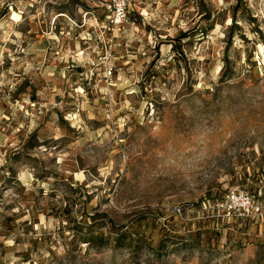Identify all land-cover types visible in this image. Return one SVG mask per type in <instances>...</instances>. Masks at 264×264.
Masks as SVG:
<instances>
[{"label": "rangeland", "instance_id": "1", "mask_svg": "<svg viewBox=\"0 0 264 264\" xmlns=\"http://www.w3.org/2000/svg\"><path fill=\"white\" fill-rule=\"evenodd\" d=\"M113 3L0 0V264H264V0Z\"/></svg>", "mask_w": 264, "mask_h": 264}, {"label": "built area", "instance_id": "2", "mask_svg": "<svg viewBox=\"0 0 264 264\" xmlns=\"http://www.w3.org/2000/svg\"><path fill=\"white\" fill-rule=\"evenodd\" d=\"M111 8H113L115 19L120 23L128 21V0H114V3L109 5V9Z\"/></svg>", "mask_w": 264, "mask_h": 264}, {"label": "bare ground", "instance_id": "3", "mask_svg": "<svg viewBox=\"0 0 264 264\" xmlns=\"http://www.w3.org/2000/svg\"><path fill=\"white\" fill-rule=\"evenodd\" d=\"M13 17L15 18V19H17L18 17H19V14L17 13V12H14L13 13ZM219 69V68H218Z\"/></svg>", "mask_w": 264, "mask_h": 264}]
</instances>
